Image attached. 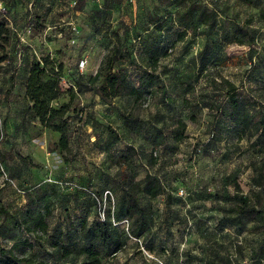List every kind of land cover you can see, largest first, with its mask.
<instances>
[{
	"label": "rangeland",
	"instance_id": "1",
	"mask_svg": "<svg viewBox=\"0 0 264 264\" xmlns=\"http://www.w3.org/2000/svg\"><path fill=\"white\" fill-rule=\"evenodd\" d=\"M192 1L176 0L171 5L167 0H0L4 8L0 19L12 30V42L4 52L7 59L0 64V161L6 173L0 174V234L4 237L0 248L9 247L11 239L23 241L26 236L20 226L27 213L43 210L48 202L49 233L40 239L31 237L33 247L22 249L21 254L33 256L35 264H85V257L63 258L52 247L59 230L77 238L82 223L91 230L99 225L92 199L61 185L74 183L98 194L111 190L117 207L124 202L123 214L129 223L119 228L127 237L121 249L102 256L104 264H264V216L253 213L238 221L236 202L226 195L235 193L229 183L236 181L240 192L264 211V182L261 186L255 182L257 176L264 181V132L261 137L239 139L219 110L228 100L224 79L236 86L238 98L248 103L251 113L257 112V120L264 116V108L255 107L256 102L264 104V67L260 65L264 61V0H195L216 8L217 23L210 30L191 26L180 41L179 21ZM246 25L254 44H227L223 39ZM13 32L24 36L39 58L50 56L62 65V95L52 103L56 108L69 102L67 91L78 74L84 75V81L96 74L119 42L123 53L132 54L119 59L117 68L137 87L150 71L146 54L133 40L137 36L155 40L171 51L154 73L157 79L146 106L126 96L105 105L93 93H77L68 113L69 149L62 152L59 134L46 129L31 113L25 93L35 56L25 48L23 64H16L18 43ZM217 43L221 64L214 66L210 59L202 74L193 59L203 49H217ZM81 59L87 62L84 69H78ZM188 88L191 91L186 93ZM82 109L88 116L80 119L77 114ZM212 132L213 141L205 145ZM202 145V152L195 154ZM153 152L158 155L154 165L150 162ZM125 154L130 164L119 159ZM125 172L136 181L147 173L156 175L173 191L169 200L164 195L148 199L140 192L132 194L152 215L140 240L127 233L128 226L131 231L137 225L134 211L130 212L131 196L123 192ZM16 188L28 194L23 197Z\"/></svg>",
	"mask_w": 264,
	"mask_h": 264
},
{
	"label": "trees",
	"instance_id": "2",
	"mask_svg": "<svg viewBox=\"0 0 264 264\" xmlns=\"http://www.w3.org/2000/svg\"><path fill=\"white\" fill-rule=\"evenodd\" d=\"M169 4L174 5L176 0H167ZM217 13L215 7L212 9L205 4H200L195 0L188 6L185 15L180 19L179 25L183 27V31L178 34L180 41L184 40L187 32L191 26H205L209 30L213 29L217 23ZM103 14V13H102ZM163 22V21H162ZM250 24V21L247 25ZM159 25V24H158ZM156 25L157 29L161 26ZM237 27L232 35H225L223 39L227 44L233 43H247L249 45L254 44L255 38L251 34V29ZM17 36V50L15 51V59L17 65H22L24 62L25 48L29 44L20 43V37L17 32H13ZM80 33V32H79ZM76 41V40H75ZM12 42V30L8 26L5 20L0 19V64L7 58L4 52ZM222 42V41H220ZM134 44L141 46L142 51L146 54L149 63V71L146 78L139 83V87L130 82L126 76L123 75L120 68H117V61L123 57H130L132 54L130 51L123 53L122 43L119 42L112 47V50L108 54L104 63L100 66L99 70L94 75H90L87 81H84V75L78 74V80L72 84L67 92H70V100L67 104H63L58 108L53 107L52 103L60 99L62 95L61 84H63L64 78L62 77L63 67L57 65L56 62L50 58V56L39 58V53L34 48L31 49V53L35 56L28 77L26 79V97L32 104L30 110L32 115L43 125L46 129H49L59 134V147L62 152L69 149V116L68 113L71 108V103L77 93H93L97 96L102 104H111L114 99L126 96L133 100L135 104H141L146 106L148 104V98H150V91L152 90L153 82L157 79L154 74L160 65L162 58L169 56V50L162 48L161 44L157 41H145L141 36H137L133 40ZM221 45L216 44L217 49H203L199 55L193 59L198 70L203 74L207 72L209 60L212 59L214 66L220 63L219 53H221ZM171 51V50H170ZM37 53V55L35 54ZM84 60V59H81ZM80 60V61H81ZM79 61V64H80ZM20 63V64H19ZM264 67V61L260 64ZM78 69L80 66L78 65ZM102 80V81H101ZM101 81V82H100ZM214 81V80H213ZM223 82V84H222ZM220 82L223 85V90L226 91L227 102L225 105L219 107L221 114L228 118L233 127L232 131L238 135V138L250 135L261 137L264 132V116L260 115L257 120V112L251 113L248 109V103L243 102L238 98L236 94V86L224 80ZM12 84L7 95L11 93ZM191 86V85H190ZM264 90V84H263ZM186 93L191 91L188 88ZM188 103V102H186ZM262 104V105H261ZM261 106L264 108V104L256 102L255 107L259 110ZM80 119L88 116L87 110H80L77 114ZM128 121V118H124ZM130 119V118H129ZM130 123H133L130 121ZM111 134L117 135L109 128ZM215 133L212 132L209 141L205 144H210L214 139ZM201 148L204 145L197 146L195 154L202 152ZM154 156L150 155L151 164H157V152H153ZM130 157L128 154L122 155L119 159H122L126 163L130 164ZM147 158V157H146ZM149 162V163H150ZM123 174V172H121ZM0 174H6L3 168V164L0 161ZM123 179L124 190L126 195L131 196V208L130 212L134 211L137 228L130 231V226L127 228V233L133 239L140 240L143 238L144 231L149 227L152 215L148 212V208L140 204V199H136L133 195L136 192H140L144 198L155 199L159 196H165L168 200L172 198L173 191L168 190L161 179L156 176L147 173L142 180L136 181L134 176H128ZM261 175V174H259ZM263 176H257L255 182L258 186L263 184ZM261 180V181H260ZM67 185L71 189L79 190L92 199L93 204L97 208V219L99 225L95 230L87 229L86 223L80 225L81 232L76 230V235L80 237L74 238L69 231H58V234L53 237L52 247L61 251L63 258H68L71 255L77 254L85 257V264H104L102 256L111 252V250L121 249L124 245L123 239L127 237L124 230H120V226L125 229L124 222H128V219L124 218V202H121L118 207L114 201V193L106 189L102 194H98L91 188L75 185L74 183H61V185ZM70 184V185H68ZM229 185L235 188V193L230 196L226 194L230 201L236 202L237 220L242 217L251 215L253 213L262 214L264 211L259 210L256 205L252 204V199L249 196H245L240 192V186L236 181H231ZM16 187V186H15ZM18 193L23 197L28 194V190L16 188ZM110 192L111 196L105 197L106 192ZM180 192V191H179ZM133 194V195H132ZM225 195V196H226ZM124 196V198H125ZM43 210L28 212L21 228L26 238L23 241L10 240L9 247L0 248V264H35L33 256L27 257L21 254L22 249L32 248L31 237L41 238L43 235L49 233L48 217L51 215L50 203L43 205ZM104 210L105 218H101V211ZM6 215V212H3ZM132 235H130L131 233ZM4 238L0 234V239ZM201 264H214L209 262H202Z\"/></svg>",
	"mask_w": 264,
	"mask_h": 264
},
{
	"label": "built area",
	"instance_id": "3",
	"mask_svg": "<svg viewBox=\"0 0 264 264\" xmlns=\"http://www.w3.org/2000/svg\"><path fill=\"white\" fill-rule=\"evenodd\" d=\"M4 10V8H0V11H3ZM75 30V29H74ZM76 31V30H75ZM78 33L79 32H77L76 34L78 35ZM19 37H20V43H22V44H26L27 42H26V39H25V37L24 36H22V35H19ZM72 43H76V41L75 40H73L72 41ZM35 54L37 55V53L35 52ZM86 64H87V62H86V60H81L80 61V64H79V66H80V69H84L85 67H86ZM64 83V82H63ZM0 125H1V117H0ZM4 176H6V174H4ZM180 193L182 194V193H184L183 191H180ZM107 196H111V193L110 192H106L105 193V197H107ZM101 214V218L102 219H104L105 218V215H104V210H102L101 212H100ZM124 223H127V222H124Z\"/></svg>",
	"mask_w": 264,
	"mask_h": 264
},
{
	"label": "crops",
	"instance_id": "4",
	"mask_svg": "<svg viewBox=\"0 0 264 264\" xmlns=\"http://www.w3.org/2000/svg\"><path fill=\"white\" fill-rule=\"evenodd\" d=\"M96 97V96H95Z\"/></svg>",
	"mask_w": 264,
	"mask_h": 264
}]
</instances>
